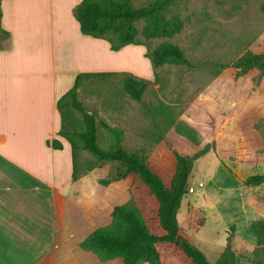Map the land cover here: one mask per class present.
<instances>
[{
	"label": "rangeland",
	"instance_id": "1",
	"mask_svg": "<svg viewBox=\"0 0 264 264\" xmlns=\"http://www.w3.org/2000/svg\"><path fill=\"white\" fill-rule=\"evenodd\" d=\"M133 1L141 6L155 0ZM162 14L168 23H180V30L153 38L140 33L144 53L140 48L136 53L127 48L107 63L128 67L139 60L141 71L128 67L105 77L83 78L78 98L96 118L102 147L111 148L116 140L104 125L107 123L119 131L125 148L144 158L167 185L175 172L174 151L193 157L189 183L195 191L184 197L177 217L209 260L216 261L231 250L232 264H264V245L253 229L255 221L264 220V183H243L251 174L264 173V73L258 69L240 73L231 65L248 50H264V0H170ZM145 24V19L136 21L139 30ZM164 43L181 46L191 64L165 63L154 68L146 52ZM8 44L0 29V49ZM120 72L150 80L140 99L124 88L125 74ZM71 111L73 120L66 127L83 129L82 113ZM177 127L196 130L200 144L177 133ZM74 139L82 143L80 138ZM206 144L209 151L195 157ZM76 154L82 176L89 175L81 182L79 204L74 209L76 234L55 247L57 251L49 253L46 264H122V258L102 259L80 242L93 230L113 224L114 207L132 198L136 173L82 148ZM107 177L114 180L104 184L101 180ZM200 181L205 185L200 186ZM30 194L34 195L27 192L22 196ZM42 196L49 205L50 193ZM190 206L197 207L205 220L198 229L189 224ZM55 242L48 230V251ZM159 251L161 264H189L173 246L159 245Z\"/></svg>",
	"mask_w": 264,
	"mask_h": 264
},
{
	"label": "crops",
	"instance_id": "2",
	"mask_svg": "<svg viewBox=\"0 0 264 264\" xmlns=\"http://www.w3.org/2000/svg\"><path fill=\"white\" fill-rule=\"evenodd\" d=\"M80 1L1 0V28L10 35L0 49V264H46L76 234L74 209L89 175L72 179L57 101L79 72L128 70L107 66L109 58L146 50L132 43L112 50L107 39L84 34L73 15ZM53 138L63 147L48 145ZM48 230L56 240L49 251Z\"/></svg>",
	"mask_w": 264,
	"mask_h": 264
},
{
	"label": "trees",
	"instance_id": "3",
	"mask_svg": "<svg viewBox=\"0 0 264 264\" xmlns=\"http://www.w3.org/2000/svg\"><path fill=\"white\" fill-rule=\"evenodd\" d=\"M170 0H155L149 4L136 6L133 0H81L74 7V18L78 20L80 29L84 34L105 38L111 44V49L118 50L129 43H143L138 35L142 33L145 38L173 35L180 30V23H168L163 19L162 10ZM0 0V18H1ZM145 19L146 24L142 30L136 21ZM0 29L7 37L9 31ZM152 65L157 68L165 63L190 65L183 48L175 43H164L146 52ZM238 72L243 73L251 69H258L264 73V50L254 52L246 51L231 64ZM118 73V72H117ZM125 74L124 88L136 99H140L146 90L149 79L138 77L127 72ZM116 74L115 71L79 72L74 84L57 101L61 115V128L59 134L68 139L72 147L73 171L72 179L82 176L78 167L76 150H88L100 160L117 161L125 166L127 172L136 173L135 188L132 198L124 204L116 205L113 210V224L110 227H99L80 242V246L92 250L102 259L120 257L122 264H139L149 261L152 264H161L159 245H169L176 248L189 264H232L229 252L222 254L216 261L208 259L206 254L188 236L187 231L178 221V210L182 200L189 193L188 187L193 168V157L188 154L174 151L175 172L169 185L164 178L156 172L151 165L139 154L131 152L122 144L119 131L104 123L115 134V144L111 148L102 147L97 140L96 118L93 113L86 110L78 98L79 86L83 78L105 77ZM71 108L80 111L85 126L78 130L71 124ZM177 133L186 137L195 144H200L196 130L190 127H177ZM74 137L81 139L77 144ZM47 144L54 148H62V141L58 138L47 139ZM209 151L206 144L195 157H200ZM114 178L107 177L101 181L110 183ZM245 184L256 186L264 183V173H254L246 177ZM141 187L144 191H139ZM189 224L198 229L205 224L201 212L195 206L188 210ZM260 244L264 245V220L253 223Z\"/></svg>",
	"mask_w": 264,
	"mask_h": 264
},
{
	"label": "bare ground",
	"instance_id": "4",
	"mask_svg": "<svg viewBox=\"0 0 264 264\" xmlns=\"http://www.w3.org/2000/svg\"><path fill=\"white\" fill-rule=\"evenodd\" d=\"M129 59H130V57H129ZM139 63H140V61L138 60L136 63H134L133 65H130L128 67H131L132 70L134 69L133 71H135V72L141 71L140 69H142V68H141V65ZM112 65L116 66V64H112Z\"/></svg>",
	"mask_w": 264,
	"mask_h": 264
},
{
	"label": "built area",
	"instance_id": "5",
	"mask_svg": "<svg viewBox=\"0 0 264 264\" xmlns=\"http://www.w3.org/2000/svg\"><path fill=\"white\" fill-rule=\"evenodd\" d=\"M198 183H199L200 186H204L205 185L202 181H200ZM193 191H195V186H194V184H190L189 187H188V192H193Z\"/></svg>",
	"mask_w": 264,
	"mask_h": 264
}]
</instances>
